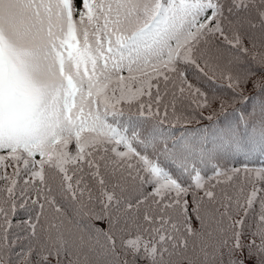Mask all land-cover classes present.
Listing matches in <instances>:
<instances>
[{"label":"snow or ice","instance_id":"1","mask_svg":"<svg viewBox=\"0 0 264 264\" xmlns=\"http://www.w3.org/2000/svg\"><path fill=\"white\" fill-rule=\"evenodd\" d=\"M0 264H264V0H0Z\"/></svg>","mask_w":264,"mask_h":264}]
</instances>
